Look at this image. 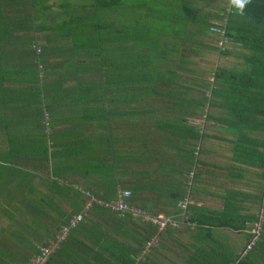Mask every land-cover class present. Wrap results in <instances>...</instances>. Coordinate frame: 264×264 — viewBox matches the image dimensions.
<instances>
[{
  "label": "crops",
  "instance_id": "1",
  "mask_svg": "<svg viewBox=\"0 0 264 264\" xmlns=\"http://www.w3.org/2000/svg\"><path fill=\"white\" fill-rule=\"evenodd\" d=\"M229 53L221 58V67H235L231 64L235 59L240 66L236 46L231 44ZM56 64L41 70L36 92L22 84L0 87V264H25L39 247L52 244L60 227L81 209L84 197L75 191V185L90 190L94 197H110L131 185L148 186L141 192L144 201L139 205L176 217L170 195L180 192L185 173L193 171L195 207L208 215H222L231 193L230 209L237 210L235 217L229 225L171 232L160 247L157 243L148 251V264H204L216 256L237 260L247 239L242 222L252 221L264 198V168L234 161L232 134L201 117L187 118L204 135L198 142L200 153L195 145L197 154L189 158L184 149L174 146L188 139L165 140L156 120L148 114L143 118L141 102L127 103L123 91H114L107 84L94 87L102 95L101 101L89 106V68L72 70L70 61L66 62L63 66L68 74L63 77V66ZM90 66L97 73V66ZM50 84L54 86L49 88ZM161 103L177 105L163 99ZM44 113L48 115L46 128ZM249 135L264 139L263 135ZM145 145L153 153L152 161L142 160ZM145 166L154 175L143 172ZM138 222L137 218L120 221L109 216L102 220L92 210L68 232L47 264H99L89 256V231L94 230L98 238L102 234L103 244L122 243L139 239ZM257 244L255 261L264 259V218Z\"/></svg>",
  "mask_w": 264,
  "mask_h": 264
},
{
  "label": "trees",
  "instance_id": "2",
  "mask_svg": "<svg viewBox=\"0 0 264 264\" xmlns=\"http://www.w3.org/2000/svg\"><path fill=\"white\" fill-rule=\"evenodd\" d=\"M50 1L0 0V87L22 84L36 92L43 68L56 66V62L61 67L70 61L72 70L89 68V106L101 101L102 95H97L94 87L110 84L114 91L124 92L121 96L127 103L141 102L143 118L148 114L156 120L165 140L188 139L187 143L181 141L174 146L184 149L192 159L195 145L200 153L198 142L204 135L187 118L197 120L205 115V122L211 121L224 133L232 134L234 161L264 168V139L249 135L264 136V0H249L243 10L232 6L230 0H220V6H211L213 0H137L130 4L123 0ZM223 19L225 36L241 53L242 64L238 67L216 63V59L230 54L231 45L219 52L217 37L208 27ZM91 63L97 66V73L91 71ZM201 64L206 69L201 70ZM61 71L63 77L68 74L67 67ZM18 74L24 77L15 76ZM51 85L48 87L54 86ZM207 92L209 98L204 96ZM94 93L99 98H94ZM161 99L177 105H165ZM157 107L160 112L155 115ZM188 174L185 173L180 192L170 195L175 207L184 196L196 203L191 188L195 173L191 178ZM147 189L131 185L123 190L130 192V205L149 213L148 208L139 205L141 199L144 201L141 192ZM115 193L110 197L96 194L95 198L110 201ZM227 195L222 215H208L203 209L188 206L187 222L193 227L165 229L159 234L157 246L171 232L232 223L237 210L230 209L232 194ZM92 210L102 220L107 216L120 221L134 219L130 214L117 216L97 205H92L88 215ZM137 226L139 239L122 243L113 240L103 244L102 234L98 238L93 235L94 230L89 231L90 259L99 264H148V252L142 257L141 252L155 228L141 221ZM257 243L237 260L216 256L204 264H264V259H253ZM137 256L138 261L134 259Z\"/></svg>",
  "mask_w": 264,
  "mask_h": 264
},
{
  "label": "built area",
  "instance_id": "3",
  "mask_svg": "<svg viewBox=\"0 0 264 264\" xmlns=\"http://www.w3.org/2000/svg\"><path fill=\"white\" fill-rule=\"evenodd\" d=\"M224 22V19L221 21H213L208 27V31L211 34L216 35L217 37L216 47L219 52H223L227 48V46L231 45V42L227 39L224 33ZM209 81L212 82V77ZM204 96L206 98H209V93L207 92ZM202 118L204 119L205 115H202ZM47 121L48 115L47 113H44L43 124L45 128L47 127ZM196 154L197 150L194 151V155ZM192 175L193 172H190L189 178H191ZM73 188L84 197V202L82 204L81 210L78 213L72 215L66 225L60 227L59 232L52 244L39 247L36 255L29 258L25 264H47L51 255L55 252L60 243L65 240L68 231L77 227V225L82 223L88 216L89 210L92 205L100 206L108 212L113 213L117 216H122L125 213L130 214L132 217L137 218L139 221L147 223L155 228V233L149 238V240L145 242L143 246L141 257L146 254L151 248L157 245L159 234L162 233L165 229H177L183 225L193 227L192 224H189L187 222L186 209L188 206H195L197 204L194 203L188 196H184L180 201L176 203L178 214L176 217H171L159 212L153 214L148 213L144 210L130 205L128 202L130 198V192L128 190H117L112 200L100 201L99 199L92 196L88 191L81 189L77 185L73 186ZM263 218L264 198L261 199L258 211L255 213L254 220L246 222L244 224L247 239L242 250L237 253L239 258L245 256L259 241L262 232ZM136 261H138V259Z\"/></svg>",
  "mask_w": 264,
  "mask_h": 264
},
{
  "label": "rangeland",
  "instance_id": "4",
  "mask_svg": "<svg viewBox=\"0 0 264 264\" xmlns=\"http://www.w3.org/2000/svg\"><path fill=\"white\" fill-rule=\"evenodd\" d=\"M72 1V0H71ZM131 1H133V2H137V0H123V2L125 3V4H130L131 3ZM143 1H145V0H143ZM54 1L53 0H51L49 3H53ZM216 3H218V6H220V0H213V1H210V4H211V6H212V4H214V5H216ZM223 6V5H222ZM234 58V57H233ZM221 58H218V59H216V63H218L219 65H224L223 63H224V61H223V59H221ZM238 60V59H237ZM214 61V60H213ZM241 61V60H240ZM210 62H212L211 60H210ZM237 61H236V59L235 60H233V62H231V64L233 63H235L236 64V66H237V63H236ZM215 63V66H219L218 64H216ZM200 68H201V70H203V69H206V65H203V64H201V66H200ZM212 68H214V64H212L211 65V67L208 69V70H210V71H212ZM64 71V70H63ZM210 78L211 77H209L208 78V80H210ZM203 126V125H202ZM207 131H209V130H207ZM211 131V133H213V131L212 130H210ZM161 146H163V145H161ZM148 146L147 145H145V152L144 153H142V160H144V158H147V160L149 161H152L151 160V158L153 157V153H152V151L151 150H149L148 148H147ZM149 150V151H148ZM168 155V154H167ZM143 163H145L144 161H142ZM149 166H145L144 167V169H142L143 170V172H149V174H147L148 176H152V175H154V174H152V172L150 173V168H148ZM194 172V171H193ZM195 173V172H194ZM188 177H189V174H188ZM259 207V206H258ZM257 211H258V208H257ZM256 211V212H257ZM150 213V212H149ZM153 214V213H152Z\"/></svg>",
  "mask_w": 264,
  "mask_h": 264
},
{
  "label": "clouds",
  "instance_id": "5",
  "mask_svg": "<svg viewBox=\"0 0 264 264\" xmlns=\"http://www.w3.org/2000/svg\"><path fill=\"white\" fill-rule=\"evenodd\" d=\"M248 2L249 0H230L231 5L238 10H243V8Z\"/></svg>",
  "mask_w": 264,
  "mask_h": 264
}]
</instances>
